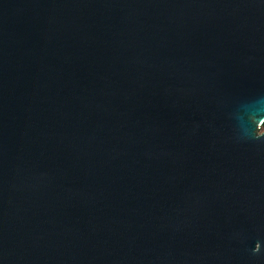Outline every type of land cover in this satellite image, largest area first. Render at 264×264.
I'll return each instance as SVG.
<instances>
[{
	"label": "water",
	"instance_id": "obj_1",
	"mask_svg": "<svg viewBox=\"0 0 264 264\" xmlns=\"http://www.w3.org/2000/svg\"><path fill=\"white\" fill-rule=\"evenodd\" d=\"M264 0H0V264H264Z\"/></svg>",
	"mask_w": 264,
	"mask_h": 264
},
{
	"label": "rangeland",
	"instance_id": "obj_2",
	"mask_svg": "<svg viewBox=\"0 0 264 264\" xmlns=\"http://www.w3.org/2000/svg\"><path fill=\"white\" fill-rule=\"evenodd\" d=\"M263 129H264V128L260 129V132H262V131H263Z\"/></svg>",
	"mask_w": 264,
	"mask_h": 264
}]
</instances>
